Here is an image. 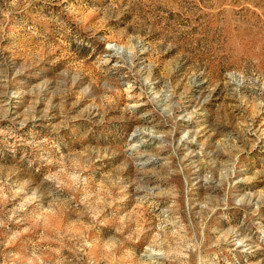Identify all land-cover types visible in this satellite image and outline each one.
Returning <instances> with one entry per match:
<instances>
[{
    "label": "rangeland",
    "instance_id": "1",
    "mask_svg": "<svg viewBox=\"0 0 264 264\" xmlns=\"http://www.w3.org/2000/svg\"><path fill=\"white\" fill-rule=\"evenodd\" d=\"M0 264H264V0H0Z\"/></svg>",
    "mask_w": 264,
    "mask_h": 264
}]
</instances>
